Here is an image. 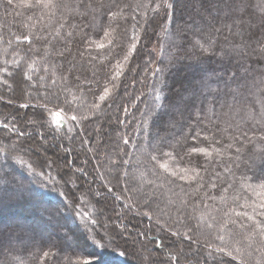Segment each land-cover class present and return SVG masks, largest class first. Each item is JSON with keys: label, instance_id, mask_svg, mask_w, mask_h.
<instances>
[{"label": "trees", "instance_id": "obj_1", "mask_svg": "<svg viewBox=\"0 0 264 264\" xmlns=\"http://www.w3.org/2000/svg\"><path fill=\"white\" fill-rule=\"evenodd\" d=\"M55 2H62L66 7L27 8L23 7L27 0H0V68L24 65L27 60L25 54L27 41L24 36L33 39L35 35L42 33L47 35L50 41L57 43L69 32H73L75 26L77 40L72 41L69 46H60L70 49L62 59L65 71L69 69L70 64L76 65L69 76L71 84L76 87L68 92L67 86H61L59 81L56 87H52L50 80L44 83L32 73H29L33 75L31 80L27 79V75L17 73L15 77H9L5 81V73L0 72V85L10 83L15 97L19 99L31 94V97L35 98L38 95L44 103L43 106L48 107L35 108L38 111L36 126L39 132L27 134L25 138L17 129L12 131L10 123L5 124L1 121L0 103V130L10 129L12 131L10 134L23 144L30 136L34 139L40 138L44 135L40 134V131L49 129L44 136L50 134L55 140V146L61 147L64 138L61 136L72 128L73 135L68 139L72 142L73 149L71 147L65 150V155L69 159L73 156L80 168L89 175L93 187L90 184L88 190L93 188L106 197L99 202L98 208L108 214V217L116 210H120V215H117L120 216L122 225L126 223L131 227L140 228L142 233L147 229L146 235L150 236L148 241L154 250L164 255L165 264H176L177 260L179 264L192 263L189 260V257L192 258V252L185 251L182 241L181 245L175 242L168 248L160 237H163L164 231L174 228L179 229L183 237L206 239L200 235V231L205 230L206 223H212L210 217L216 215L215 209L207 207L198 211L193 219L189 208L188 222L192 227H184V214L178 213L175 198L167 187H160L157 184L149 187L141 180L144 177V169L152 167L146 157L141 162V154L149 153L157 145L168 151L167 145L186 137L189 131L197 127L195 119L202 108L209 118L216 117L213 123H219L221 135L226 137L228 133L225 129L238 120L236 112L240 104L237 103L236 109L222 107V104L225 99L229 104L233 103L232 98L226 96V93L245 83H248L251 91L246 99L241 98L243 107L250 117L256 120L264 115V83H261L264 80V56L252 54V48H264L262 22L264 0H251L253 12L251 20L254 21L251 27L248 23L241 26L239 21H235V28L234 15L226 14L230 9H234L235 0H167L171 6L166 10L157 7L161 0H104L105 3L116 5L113 11L117 12V15L114 17L112 13H108L109 23H106L103 31L98 33L88 30L94 17L95 23H99L100 9L91 7L98 0ZM248 20L249 17H245V21ZM81 30H88L94 60L85 62V58L80 56L82 45L78 39ZM202 30L203 39L200 35L193 36ZM104 32L108 35L105 36ZM237 32L240 35H236ZM209 38L210 42H215L210 52L200 54L199 50L195 52L192 50L193 39H201L204 47L208 48L209 43L205 41ZM99 43H104L105 48H96ZM223 52L230 54L222 58ZM32 60L36 61L32 67L38 73L40 57L32 56ZM150 60L157 66L150 65ZM28 63L31 64L32 61L28 60ZM117 65L124 71L120 78L112 83L111 76L115 75ZM142 70L148 74L137 87L134 80ZM25 71L27 72V68ZM108 90L109 96L102 102L100 96ZM148 97H151L150 101ZM137 99L143 101L140 109L135 102L133 103ZM126 104L129 105L128 111L124 110ZM50 110L61 111L64 119L68 117L66 124L51 125ZM134 113H138L141 124L136 130L133 129L136 120ZM123 121H126L124 126L120 124ZM203 123L206 124L207 121ZM120 129L127 133V138L120 137ZM142 129L141 135L144 139L141 137L136 139ZM89 139H92L90 149ZM126 141L128 142L125 143ZM135 146L136 150L133 152ZM27 148L25 147L24 153L33 155L34 149ZM1 150L3 161L0 162V168L7 167L10 170L0 175V221L8 209L20 208L23 209V214L21 219H17L18 226L25 225L26 230L49 223L52 226L54 222L68 224L67 226L71 224L73 230L77 229L78 217L68 211L71 208L66 204L62 191L57 192L53 187L40 183V179L29 176L27 174L29 170L12 160V155L5 153L4 148ZM82 154L83 162L79 158ZM228 155L214 154L218 164L221 160L227 163ZM69 161L71 163V160ZM159 162L169 166L168 173L160 170L162 176L170 175L176 170L191 173L192 165L183 154L173 153ZM257 165L256 175L264 176V166L259 167V159ZM127 167L131 168L129 176L135 177L133 178L135 181L128 179L126 188L123 178ZM58 170L54 169V174H59ZM220 171L221 173L225 171L222 165ZM138 183H142L143 193L137 190ZM82 186H79L80 189H84V182ZM244 187L246 191L238 188L227 193L230 203L233 196L240 204L245 203V200L249 204L258 201V192H253L247 185ZM90 192L92 191H87V194ZM146 193H149L153 201L151 204L141 201ZM96 200L91 199L93 202ZM138 202L143 208L142 213L151 209L146 224L143 222L145 215H137L134 212L137 210ZM216 203L219 204V201ZM60 208L63 213H57ZM129 208L132 211H128ZM53 211L57 217L52 215ZM165 217H170V220L163 227L164 230L162 225ZM177 219L181 220L180 224L176 223ZM217 232L223 237L222 240L217 238ZM151 233L153 235H150ZM138 234L135 233L136 238ZM53 237L56 243L47 244L38 238L27 241L26 238L15 239L11 232L2 233L0 264H45V260L51 261L53 256L58 258L57 264H72L74 257L77 258L75 252L69 250L62 234L56 233ZM211 241L210 243L215 246L214 250H218L221 245L230 246L225 247V252L249 242L238 226L233 230L223 225L212 232ZM102 248L95 245L88 253L78 254V257L86 256L91 264H137L132 259L128 262L129 255H125L123 259L121 256L111 255ZM41 249L50 255L47 258L43 257ZM211 251L202 254L203 258L218 264L220 256Z\"/></svg>", "mask_w": 264, "mask_h": 264}, {"label": "snow or ice", "instance_id": "obj_2", "mask_svg": "<svg viewBox=\"0 0 264 264\" xmlns=\"http://www.w3.org/2000/svg\"><path fill=\"white\" fill-rule=\"evenodd\" d=\"M60 6L66 7L62 2L57 3L55 0H27V3L23 5V7L27 8L35 7L41 9L58 8ZM170 6L167 0H161V3L157 5L158 8L165 10ZM91 7L93 9H100L99 23H95L94 17L93 22L88 26V30L94 33L103 31L105 24L109 23L108 13H112L114 17L117 15V12L113 11L116 5L105 3L104 0H98ZM251 7V0H235L234 9H230L226 13L227 15L230 13L234 15L233 28L236 27L235 21H239L241 26L248 23L249 27H251V24L254 23L251 20L253 15ZM245 17H249V20L245 21ZM262 22H264V18H262ZM73 27L74 31L69 32L66 37H63L62 41L59 40L57 43H53L48 39L47 35L42 33L35 35L33 39L24 36V39L27 41L25 53L27 60H25L23 66L17 64L16 67L0 68V72L5 73V81L9 77H15L17 73L27 75V79L31 80L33 75L29 73H32L44 83L50 80L52 87H56L59 81L61 86H67L68 92L75 88L76 86L71 84L69 76H71V71L76 65L70 64L69 69L65 71L62 58L66 51L70 49L69 47L60 46H69L72 41L77 40V30L75 26ZM88 30L79 31L78 39L82 45L80 56L85 58V62L94 60L95 58ZM235 34L240 35L239 32ZM104 35L107 36L108 33L104 32ZM196 35H200L201 39H203V30L193 36L195 37ZM201 39L192 40V50L194 52L199 50L200 54L210 52L215 42H210L209 38V40L205 41L209 43V47L205 48L201 43ZM33 45H36V47H33ZM96 48L104 49L105 44L99 43L96 45ZM229 54V52H223L222 58L224 55ZM252 54L264 56V48H252ZM35 55L40 57L38 73L32 67V64L36 63L35 60H32V56ZM28 60H31L32 63H28ZM25 68H27V72ZM123 71L124 69L117 65L115 75L111 76L110 82L114 83L117 78H120ZM157 71H160V69H157ZM76 79H79V77H76ZM261 83H264V80ZM105 88L108 89L107 87ZM250 91L251 88L248 83H245L236 86L235 89L226 93V96L232 98L233 103L229 104L227 99H225L222 107L236 109L237 103L240 104L236 112L238 120L225 129L228 133L226 137L221 135L219 123H213L216 117L209 118L205 109L202 108L195 119L197 127L189 131L186 137H182V139L175 141V143L167 145L168 151L157 145L149 153L141 154V162L146 157L152 165L151 169H144V177L141 180L146 182L149 187L152 184L167 187V190L175 198L178 213L182 212L184 214V227H192L191 223L188 222L189 208L191 209L192 218L195 219V213L207 207H213L216 215L210 217L212 223H206L205 230L200 231V235L206 237V242H212V232L222 225L225 228L233 230L238 226L241 233L248 238L249 242L247 244H243L232 251L225 252V247L230 246L221 245L218 248L220 253L218 264H234V262L236 264H264V176L258 177L256 175L258 159L260 161L259 167L264 166V115H261V118L256 120L254 117H250V114L243 107L241 98L246 99ZM108 96L109 90L106 94L100 96V100L103 102ZM29 97L31 99V94H29ZM35 99L40 100L41 97L37 95ZM20 107L36 108V104L21 103ZM73 120H75V117H73ZM204 121H207V123H203ZM189 139L191 140L190 143L188 142ZM13 151V148L8 149L9 154H12ZM173 153L183 154L187 162L192 165L190 174L176 170L171 172L170 175H161L160 170L162 169L164 173H168L169 166L159 161L165 157H170ZM214 154L215 156L229 154L227 163H223L221 160L218 164ZM221 165L225 169L223 173L220 171ZM68 182H70V179L65 181V183ZM245 185L252 188L253 192H258V201L249 204L245 200V203L240 204L237 198L233 196L230 203L227 193L230 191L234 192L238 188L246 191ZM253 185L256 187H253ZM137 190L140 191V189ZM109 191H112V189H109ZM97 195H100V193H97ZM116 199L119 198L116 197ZM143 201H147L148 204L153 202L147 195H144ZM206 201L208 202L207 204L205 203ZM217 201H219V204L216 203ZM142 209L141 203L138 202L137 214H141ZM128 211H132V209L129 208ZM142 214L147 216L148 212L145 211ZM176 223L180 224L181 220L177 219ZM172 235H179V229L173 232ZM95 236L100 241L104 240V237L99 236L98 233H95ZM217 238L223 239L219 232H217ZM160 239L163 240L164 238L160 237ZM41 252L45 258L50 255L49 252H43V249H41ZM225 257L230 259H226ZM213 259L215 260L216 257L214 256ZM37 260H39V255L37 256ZM57 261L58 258L53 256L51 261L45 260V264H57ZM86 264H91V261L88 259Z\"/></svg>", "mask_w": 264, "mask_h": 264}, {"label": "rangeland", "instance_id": "obj_3", "mask_svg": "<svg viewBox=\"0 0 264 264\" xmlns=\"http://www.w3.org/2000/svg\"><path fill=\"white\" fill-rule=\"evenodd\" d=\"M149 63L150 65H153V67H155V65L157 66V64L152 60H150ZM146 74H148V72L142 70V72H139L135 77L134 84L137 87L138 84L143 82L144 76ZM12 90L13 88L8 82L5 86L0 85V103L2 108L1 121L5 124L10 123L11 130L13 131L17 129V131H20L25 138L27 134L29 135L34 132L38 133V126H36L38 111L34 107L21 108L20 104L35 103L36 108L48 107L43 106L44 103L41 102V100H36L34 97H31L30 99L29 95L24 98L18 99L17 97H15V94ZM104 94L106 93L104 92ZM150 98L151 97H148V101H150ZM134 102L137 106H139L138 108L140 109L143 101H138L137 99V101L135 100L133 101V103ZM128 109L129 105L126 104L124 110L128 111ZM49 112L51 125L61 126L63 124H66V119H68V117L64 119V115L61 111L50 110ZM135 114L136 120L134 121L133 129L136 130L138 129V127L140 128L141 124L139 116L137 115L138 113H134V115ZM124 122L126 121H123L120 124L124 126ZM11 130H0V139L3 140L2 142L0 141V162L3 161L1 153L3 152V150H1V148H4L5 153L8 154V149L13 148L14 151L12 152V154H9L12 155L11 159L15 160L19 165L24 166L27 171L29 170L27 173L29 176L32 175L37 180L40 179V183H43L46 186L48 185L53 187L57 192L62 191V196L64 197L66 204L69 208H71L68 211L73 212V214L78 217L77 222L79 221V225L77 229L74 228L75 230H73L71 224L70 226H67L68 224L62 225L60 222H54L52 226H50L49 223V226L42 225L44 227H30V230H26V226L21 224L19 227V220L17 221V219H21L23 209L12 208L3 213L4 218L0 221V237L2 233L11 232L14 234L15 239L26 238L28 241L38 238L44 240L47 244H55L56 239L53 236H55L56 233H60L63 235V239L65 240L64 242L67 243L69 250L74 251V255L77 257H74V259L71 261L72 264H85L88 258L86 256L78 257V254L82 255L84 253H88V251H90L95 245L103 247L102 249L106 250L111 255L119 257L121 256L123 259L125 255H129V258L127 259L128 262H130V260L132 259L133 261L135 260L137 264H165L164 255L154 250L152 244L148 241L150 236L148 237L146 235L147 229H144L145 232L142 233L140 228H136L134 226L131 227L126 223L122 225V220L120 216H118L120 215V210H116L114 214L108 217V214L103 213L100 208H98L100 205L99 202H101L106 197L97 195L99 191L94 190L93 188H90L91 190H88L90 184L93 187V183L92 180L89 179V175L85 170H82L83 168H80L79 164L75 162V158L73 156H71V159H69L65 155V150L71 147L73 149V145H71L72 142L68 139L69 136L73 135L72 132L74 131L72 130V128L69 130L70 133L68 132L61 136V138L64 137L62 139L63 141L61 147L55 146V140L50 134L48 136H44L47 135L46 131L48 132L49 129L44 131L42 130V132L40 131V134L44 135L40 138L36 137L37 140L30 136L26 139L27 142L23 144H21L22 142L17 141L14 135L10 134L12 132ZM142 131L143 129L139 131L136 139L139 137L144 139V137L141 135ZM119 135L122 138H127V133H125V131L121 129L119 130ZM91 141L92 139H89V149L91 148ZM25 144L28 146H26ZM52 145H54L55 147H52ZM25 147H28L27 149H30V147L33 148L35 151L34 153L32 152L33 155H28L27 152L24 153ZM135 150L136 146L132 149V151L134 152ZM79 158L81 162H83V154ZM69 160H71V163ZM55 167L57 168V170H60H58L59 174H54V169L56 170ZM9 170L10 169L7 167L0 168V175L3 172H9ZM130 170L131 168L128 167L125 169V178H123V184L126 188L128 179H132L133 181H135L133 179L135 177L129 176ZM69 179L70 182L65 183V181ZM83 182L85 187L84 189H80L79 186H82ZM87 183L89 184L87 185ZM141 185L142 183H138L137 189H142ZM96 188L98 187L96 186ZM87 191L92 192H90V194H87ZM139 192L143 193L144 189L140 190ZM145 195L150 198L149 193H146ZM92 198L97 199L96 202L91 201ZM142 200L143 198L141 199V201ZM58 212L63 213L61 208L58 209L57 213ZM134 212L135 214H137V210H134ZM148 212L151 213V209L148 210ZM54 213L56 212L53 211L52 215L54 217H57ZM148 216L149 215L145 216L146 218H144L143 222L145 224L148 220ZM169 218L170 217L164 218V224L162 225V228L168 224L167 221L170 220ZM163 229L165 230V228ZM175 231L177 230H175L174 228L170 231H164V239L162 241L166 244V247L171 248L172 244L175 242L181 245L182 241V246L185 251L188 253L192 252V258L189 257L190 262H192L190 264H214L209 262V260L204 259L202 256V254L205 255V253L211 251V249H215L214 245H212L210 242H206V239H192L188 236L183 237L182 234L180 235V233L179 235H172V233ZM95 233H98L99 236H103L104 240L100 241L99 238L95 236ZM135 233H139L138 235H136L138 238L135 237ZM150 235H153V233H151ZM183 242H185L186 244H183ZM214 249L212 251L220 256L219 251ZM225 258L230 259L228 257ZM176 264H179L178 260ZM234 264H236V262H234Z\"/></svg>", "mask_w": 264, "mask_h": 264}]
</instances>
